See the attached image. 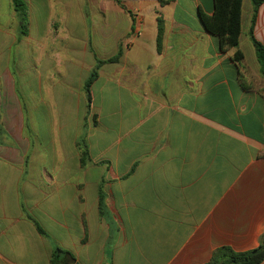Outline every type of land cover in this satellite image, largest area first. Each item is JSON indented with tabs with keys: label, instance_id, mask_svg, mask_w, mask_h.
<instances>
[{
	"label": "crops",
	"instance_id": "1",
	"mask_svg": "<svg viewBox=\"0 0 264 264\" xmlns=\"http://www.w3.org/2000/svg\"><path fill=\"white\" fill-rule=\"evenodd\" d=\"M86 1L24 0L23 35L0 0V264H53L56 247L73 255L58 264H205L256 248L264 76L249 31L264 42V4L252 22L243 0L237 64L200 18L213 0H122L92 18ZM119 47L89 109L95 54Z\"/></svg>",
	"mask_w": 264,
	"mask_h": 264
},
{
	"label": "trees",
	"instance_id": "2",
	"mask_svg": "<svg viewBox=\"0 0 264 264\" xmlns=\"http://www.w3.org/2000/svg\"><path fill=\"white\" fill-rule=\"evenodd\" d=\"M117 3L125 8L122 0H116ZM161 3H164L166 0H160ZM253 6L254 14L252 22L255 20L256 12L258 8L264 4V0H250ZM214 9L211 13H207L201 8L199 9L200 18L206 27V29L216 35L219 39V47L223 52L228 51L229 49L236 48L232 59L240 64L244 55L242 51L238 48L240 35L242 31V5L243 0H213ZM13 4L17 15L20 20L21 33L26 35L27 31V18H26V9L24 0H13ZM250 38L253 42V45L256 50L257 60L260 64V72L264 76V42L258 40L253 33V27H250ZM163 29L162 24L159 27V39L162 38ZM90 49L92 51L93 47L90 45ZM122 48L119 47L117 54L114 56L101 59L95 54V65L84 84V90L87 96V106L91 109L92 102V93L91 86L94 80L98 77L99 69L101 66L107 62H117L120 60L122 56ZM80 151H81V164L85 165L91 160L88 144L86 140L83 138L78 143ZM104 193L100 192V207L102 212H104ZM40 230H42L40 228ZM108 248H111V244L109 242ZM61 255H68L73 259V255L69 251H65L62 248L56 247L53 251L52 255V263L58 264L59 257ZM110 258V257H109ZM264 260V232L261 236L260 244L251 250L247 251H235L230 247H221L216 249L211 259L205 264H260Z\"/></svg>",
	"mask_w": 264,
	"mask_h": 264
},
{
	"label": "rangeland",
	"instance_id": "3",
	"mask_svg": "<svg viewBox=\"0 0 264 264\" xmlns=\"http://www.w3.org/2000/svg\"><path fill=\"white\" fill-rule=\"evenodd\" d=\"M102 2H101V5H102V7H99V5H97L99 2H100V0H87L86 2H87V9H86V11L89 13L88 14V17H95V16H99V17H106V16H109L110 15V13H109V10H110V3H115L116 2V0H101ZM93 5H94V8H93ZM138 13V11H136V10H132V12H128V13H126L127 15H135V14H137ZM121 21H122V16H124L121 12H118V14H115ZM120 21V22H121ZM118 27H119V32L120 31H123V28H124V26H122L120 23H119V25H118ZM124 34V33H123ZM125 39V38H124ZM259 84L260 85H262L263 84V82L262 81H260L259 82ZM264 86V85H263ZM3 92V91H2ZM7 106L5 105V108H6Z\"/></svg>",
	"mask_w": 264,
	"mask_h": 264
},
{
	"label": "water",
	"instance_id": "4",
	"mask_svg": "<svg viewBox=\"0 0 264 264\" xmlns=\"http://www.w3.org/2000/svg\"><path fill=\"white\" fill-rule=\"evenodd\" d=\"M108 264V263H107Z\"/></svg>",
	"mask_w": 264,
	"mask_h": 264
}]
</instances>
